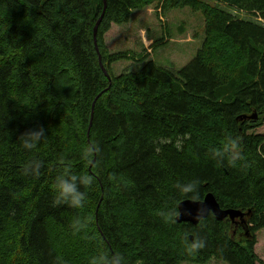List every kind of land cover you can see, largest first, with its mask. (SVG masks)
I'll use <instances>...</instances> for the list:
<instances>
[{"label":"trees","instance_id":"16d2710c","mask_svg":"<svg viewBox=\"0 0 264 264\" xmlns=\"http://www.w3.org/2000/svg\"><path fill=\"white\" fill-rule=\"evenodd\" d=\"M214 1L232 12L206 0H0V264H264V25L233 14L264 23V0ZM148 7L200 13L202 47L176 72L148 61L114 76L133 55L106 37ZM102 13L108 77L93 42ZM40 128L25 150L21 136ZM72 176L79 207L55 194ZM208 193L248 213L246 229L212 213L176 222L179 202Z\"/></svg>","mask_w":264,"mask_h":264},{"label":"rangeland","instance_id":"374dc122","mask_svg":"<svg viewBox=\"0 0 264 264\" xmlns=\"http://www.w3.org/2000/svg\"><path fill=\"white\" fill-rule=\"evenodd\" d=\"M206 1L212 6L232 12L224 4L214 0ZM233 14L240 19L264 25L252 14L242 11ZM106 38L107 42H105L111 53L125 51L133 55L131 61L119 62L112 66L114 76L137 71L141 64L148 61H153L158 67L176 72L188 63L198 48L201 49L205 38L204 22L200 13H192L188 8L161 13L155 7H148L135 12L127 25L113 28ZM101 64L105 69L102 58ZM256 133L264 134V124L257 129ZM256 237V253L264 261V230L259 231ZM209 264L222 263L210 262Z\"/></svg>","mask_w":264,"mask_h":264},{"label":"water","instance_id":"95a60500","mask_svg":"<svg viewBox=\"0 0 264 264\" xmlns=\"http://www.w3.org/2000/svg\"><path fill=\"white\" fill-rule=\"evenodd\" d=\"M103 13H104V11H103ZM103 13H102V16L99 18L98 22L96 23V25L94 27L93 36H94V45H95L96 51L98 53L99 65H100L103 73L108 77L105 69L103 68V66L101 64V57L99 55L97 43L95 41L97 28L99 26V23H100L102 17H103ZM104 92L105 91H103L102 93H104ZM96 99L92 105V112H93V107H94V104L96 102ZM239 119L240 120H246V119L247 120H255L256 115L241 116ZM177 211H178V214L176 215V222L177 223L188 222V223H191L193 225H197V223L200 220L205 219L210 213H212L213 216L215 217V219L218 221H222V220L226 219L227 217L231 221L238 219L239 222L241 223V225L243 226V228L246 229V222L244 220L245 216L243 215V213L240 211H235V210H223L220 207V205L218 204V202L216 201L215 197L210 193L206 194V196L204 197V199L201 202H196V201H193L191 199L182 200L181 202L178 203Z\"/></svg>","mask_w":264,"mask_h":264},{"label":"clouds","instance_id":"9594fccd","mask_svg":"<svg viewBox=\"0 0 264 264\" xmlns=\"http://www.w3.org/2000/svg\"><path fill=\"white\" fill-rule=\"evenodd\" d=\"M44 129L40 128L38 131H29L21 136L22 145L25 150L35 148L39 142L40 137L43 136ZM77 176H72L70 179L65 177H58L56 182V196L57 200L71 203L76 207L81 206V202L85 199V194L78 190L75 181ZM82 184L88 186L91 183V177L84 175L82 177ZM104 264H114L111 257L106 258ZM116 264H123L122 259H119Z\"/></svg>","mask_w":264,"mask_h":264},{"label":"bare ground","instance_id":"6f19581e","mask_svg":"<svg viewBox=\"0 0 264 264\" xmlns=\"http://www.w3.org/2000/svg\"><path fill=\"white\" fill-rule=\"evenodd\" d=\"M98 22V21H97ZM253 115H255V114H253ZM243 116H245V115H243ZM252 116V115H251ZM241 117V116H240ZM239 117V118H240ZM238 118V119H239ZM240 120V119H239ZM247 120V119H246ZM202 201V200H201ZM201 201H196V202H201ZM227 210H233V209H227ZM235 211H237V210H235ZM243 213V212H242ZM213 215V214H212ZM243 215L246 217V215H248V213L247 214H245V213H243ZM226 219H228L229 221H231L228 217L226 218ZM226 219H224V220H226ZM175 220H176V217H175ZM224 220H222V221H224ZM232 223H235V224H237V223H240L239 222V220L238 219H235L234 221H231ZM186 223H188V222H186ZM191 224V223H190ZM198 224V223H197ZM241 224V223H240ZM193 225V224H192Z\"/></svg>","mask_w":264,"mask_h":264}]
</instances>
